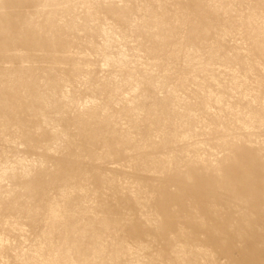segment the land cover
<instances>
[{"label": "rangeland", "instance_id": "obj_1", "mask_svg": "<svg viewBox=\"0 0 264 264\" xmlns=\"http://www.w3.org/2000/svg\"><path fill=\"white\" fill-rule=\"evenodd\" d=\"M0 264H264V0H0Z\"/></svg>", "mask_w": 264, "mask_h": 264}]
</instances>
